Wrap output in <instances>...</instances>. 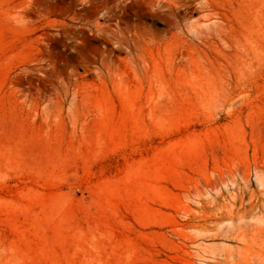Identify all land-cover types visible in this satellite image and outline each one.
<instances>
[{"label":"rangeland","instance_id":"1","mask_svg":"<svg viewBox=\"0 0 264 264\" xmlns=\"http://www.w3.org/2000/svg\"><path fill=\"white\" fill-rule=\"evenodd\" d=\"M0 264H264V0H0Z\"/></svg>","mask_w":264,"mask_h":264}]
</instances>
